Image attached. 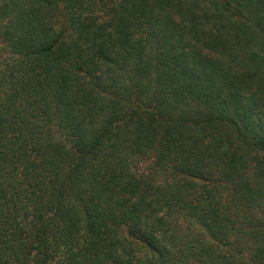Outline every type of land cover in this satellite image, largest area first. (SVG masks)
<instances>
[{
  "label": "trees",
  "instance_id": "16d2710c",
  "mask_svg": "<svg viewBox=\"0 0 264 264\" xmlns=\"http://www.w3.org/2000/svg\"><path fill=\"white\" fill-rule=\"evenodd\" d=\"M0 264H264V0H0Z\"/></svg>",
  "mask_w": 264,
  "mask_h": 264
}]
</instances>
